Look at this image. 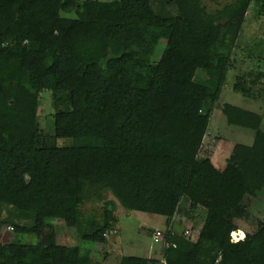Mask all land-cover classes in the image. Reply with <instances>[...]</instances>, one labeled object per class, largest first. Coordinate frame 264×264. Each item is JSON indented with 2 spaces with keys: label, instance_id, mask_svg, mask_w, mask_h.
I'll return each mask as SVG.
<instances>
[{
  "label": "trees",
  "instance_id": "1",
  "mask_svg": "<svg viewBox=\"0 0 264 264\" xmlns=\"http://www.w3.org/2000/svg\"><path fill=\"white\" fill-rule=\"evenodd\" d=\"M252 2L264 15V0L214 11L203 0H167L169 10L153 0H0V226L11 221L39 240L0 242V264H92L90 251L57 243L48 225L59 219L103 243L116 219L83 205L107 193L128 211L166 218L152 232L165 235L167 264H264V222L231 240L243 204L264 192L263 115L225 103L228 123L252 130L253 142L236 143L223 170L199 156ZM211 66L220 78L197 75ZM42 90L57 107L52 136L39 126ZM65 138L72 144L58 145ZM184 196L205 210L196 241L174 226ZM120 264L161 260L125 255Z\"/></svg>",
  "mask_w": 264,
  "mask_h": 264
},
{
  "label": "rangeland",
  "instance_id": "2",
  "mask_svg": "<svg viewBox=\"0 0 264 264\" xmlns=\"http://www.w3.org/2000/svg\"><path fill=\"white\" fill-rule=\"evenodd\" d=\"M167 0H153L157 10H169ZM232 2V0H203L204 5L214 11ZM63 16L75 17L76 10L62 13ZM167 41L163 40L153 56L154 63L159 62L166 48ZM24 62L28 65L33 53H25ZM231 65L221 80V87L217 103L212 113L208 130L200 150V158H210L215 166L221 170L226 167L228 158L236 143L251 144L254 132L228 123L223 114V105L230 103L263 115L264 129V15L257 14V7L251 3L246 14V20L240 33L237 45L232 52ZM209 65H215L211 57ZM213 66L207 71H199L200 78L218 79L219 71ZM243 85L241 91H236V84ZM251 90H250V89ZM251 91L245 95L244 91ZM40 106L38 111L39 126L46 135H54V115L57 107L51 90L39 92ZM61 107V106H60ZM58 145L72 144V139H58ZM113 203V208L112 204ZM112 211L110 218H115L114 228L108 233L103 243H92L80 239L73 228L65 226L59 219H53L48 225L55 231L56 242L67 246H78L81 252L90 251L92 264H120L125 255L159 258L162 256V245L153 241L155 228L164 231L166 218L162 215L128 211L124 209L112 193H107L102 201L91 200L83 205L85 214H102ZM6 216V214H5ZM205 219V210L192 208L190 200L184 196L175 214L174 226L183 233L191 228L198 234ZM240 230L253 233L261 222H264V192L255 198H249L244 204L241 214L236 218ZM44 233V232H43ZM244 237V238H245ZM36 236L17 233L11 221L0 226V242L4 244L37 243ZM161 264H163L161 259Z\"/></svg>",
  "mask_w": 264,
  "mask_h": 264
},
{
  "label": "built area",
  "instance_id": "3",
  "mask_svg": "<svg viewBox=\"0 0 264 264\" xmlns=\"http://www.w3.org/2000/svg\"><path fill=\"white\" fill-rule=\"evenodd\" d=\"M235 231H236V230H234L233 232H231V240L234 241V242H235V241H239V239H238L236 236L232 237V234H233ZM239 231H240V230H239ZM184 236H185L187 239L191 240V241H196V240L198 239L199 233L196 234V233H194V232L192 231L191 228H188V229L185 230V232H184ZM242 239H244V238H242ZM153 241H154L155 243H160V244L162 245V247H163L164 245H166V246L169 245L168 243H165V235H164V233H163L161 230H157V231L154 232V234H153ZM161 259H162L163 264H167V262H166V261L164 260V258H163V252H162V256L160 257V260H161Z\"/></svg>",
  "mask_w": 264,
  "mask_h": 264
},
{
  "label": "bare ground",
  "instance_id": "4",
  "mask_svg": "<svg viewBox=\"0 0 264 264\" xmlns=\"http://www.w3.org/2000/svg\"><path fill=\"white\" fill-rule=\"evenodd\" d=\"M234 236H236L239 240H241L242 238L245 237V233H243L242 230H240V231H237L236 233H234L232 235V237H234Z\"/></svg>",
  "mask_w": 264,
  "mask_h": 264
},
{
  "label": "crops",
  "instance_id": "5",
  "mask_svg": "<svg viewBox=\"0 0 264 264\" xmlns=\"http://www.w3.org/2000/svg\"><path fill=\"white\" fill-rule=\"evenodd\" d=\"M240 230V228L239 229H237L236 231H239ZM243 233H245L244 231H242Z\"/></svg>",
  "mask_w": 264,
  "mask_h": 264
},
{
  "label": "water",
  "instance_id": "6",
  "mask_svg": "<svg viewBox=\"0 0 264 264\" xmlns=\"http://www.w3.org/2000/svg\"><path fill=\"white\" fill-rule=\"evenodd\" d=\"M112 211H110V214H111Z\"/></svg>",
  "mask_w": 264,
  "mask_h": 264
}]
</instances>
